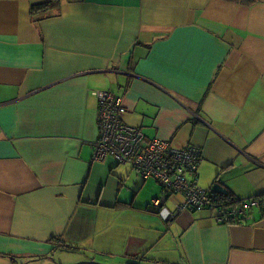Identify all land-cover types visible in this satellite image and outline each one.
Masks as SVG:
<instances>
[{
	"label": "crops",
	"instance_id": "1",
	"mask_svg": "<svg viewBox=\"0 0 264 264\" xmlns=\"http://www.w3.org/2000/svg\"><path fill=\"white\" fill-rule=\"evenodd\" d=\"M44 1L0 0V252L29 264L69 252L77 264H264V208L241 222L212 208L168 220L152 207L157 181L93 159L94 91H111L149 138L200 147L201 188L264 196V0L33 9Z\"/></svg>",
	"mask_w": 264,
	"mask_h": 264
},
{
	"label": "built area",
	"instance_id": "2",
	"mask_svg": "<svg viewBox=\"0 0 264 264\" xmlns=\"http://www.w3.org/2000/svg\"><path fill=\"white\" fill-rule=\"evenodd\" d=\"M99 99L98 137L93 143V159L105 162L108 158L131 164L144 179L161 183L164 194L153 199L152 207L162 208L169 196L183 194L179 210H216L217 220L239 222L254 209L264 208V196L243 198L238 202L215 199L216 193L198 185V168L202 159L199 146L190 144L183 148L172 146L168 140L149 138L141 127L127 124L123 115L127 111L123 97L111 91L95 90Z\"/></svg>",
	"mask_w": 264,
	"mask_h": 264
},
{
	"label": "trees",
	"instance_id": "3",
	"mask_svg": "<svg viewBox=\"0 0 264 264\" xmlns=\"http://www.w3.org/2000/svg\"><path fill=\"white\" fill-rule=\"evenodd\" d=\"M58 0H47V1H44V2H41L39 3L37 6H34L33 9H36V8H42V9H49L51 8L52 6H54L56 3H57ZM197 178H199V174L197 175ZM207 189H210L212 190L213 192L216 193L217 196H215V199L217 200H222V201H227L228 203H234V202H238L241 200V198L239 197H236L234 195V193L228 189H225V188H222L218 183L217 181H215L209 188ZM162 190L164 191L163 187H162ZM164 194V192H163ZM163 194L161 196H163ZM161 196H158V197H161ZM158 197H154V198H158ZM171 197V196H169ZM168 197V198H169ZM167 198V199H168ZM183 201V200H182ZM181 201V202H182ZM180 202V203H181ZM178 203L176 205V209L174 212L178 211V205L180 204ZM160 210V209H159ZM230 222L231 221H235V222H239L237 219H230L229 220ZM222 223H226V222H222ZM229 223V222H228ZM63 248L66 246V244H62Z\"/></svg>",
	"mask_w": 264,
	"mask_h": 264
},
{
	"label": "rangeland",
	"instance_id": "4",
	"mask_svg": "<svg viewBox=\"0 0 264 264\" xmlns=\"http://www.w3.org/2000/svg\"><path fill=\"white\" fill-rule=\"evenodd\" d=\"M159 184L161 185V183H159ZM198 185H199V182H198ZM201 186H204L202 188H206V189L209 187L208 185L205 186L203 184ZM168 203H170L172 206L174 205L172 199H169ZM75 256H76V254L75 253H71V252L66 253V255L64 254L65 262H68V263H64V264H77V263H74L76 261L72 260V258H74ZM0 264H29V263H24V261H21V259H18V261L16 262L12 255H6V254H3V253L0 252Z\"/></svg>",
	"mask_w": 264,
	"mask_h": 264
},
{
	"label": "water",
	"instance_id": "5",
	"mask_svg": "<svg viewBox=\"0 0 264 264\" xmlns=\"http://www.w3.org/2000/svg\"><path fill=\"white\" fill-rule=\"evenodd\" d=\"M159 213H160V215L162 216V217H165V216H167L168 214V217H166V219H172V218H174L175 216H176V214H177V212H173V211H170L169 209H165V208H160V210H159ZM53 262H56V263H58V264H62L61 262H57L54 258H50ZM35 260H39L38 262H37V264H49L48 263V260L47 259H45V258H37V259H35ZM95 263V264H103V263H100V262H98V261H95V260H91V261H85V263ZM127 264H142V263H140V262H129V263H127Z\"/></svg>",
	"mask_w": 264,
	"mask_h": 264
}]
</instances>
